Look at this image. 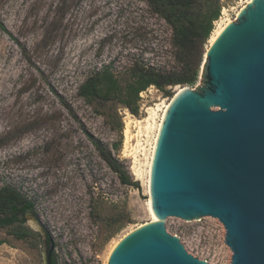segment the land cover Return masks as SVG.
Listing matches in <instances>:
<instances>
[{
	"label": "rangeland",
	"instance_id": "obj_1",
	"mask_svg": "<svg viewBox=\"0 0 264 264\" xmlns=\"http://www.w3.org/2000/svg\"><path fill=\"white\" fill-rule=\"evenodd\" d=\"M246 1L221 0L218 20L236 18ZM0 24V189L15 188L35 209L22 217L30 238L0 229V264H44L39 236L46 234L57 264H107L114 243L150 221L147 162L154 131L142 127L140 134L136 122L171 100L176 87L168 96L153 86L139 93L137 116L116 103L88 104L78 88L106 66L120 79L135 61L176 69L171 30L143 0H0ZM198 85L199 77L184 87ZM94 143L111 151L136 187L119 183ZM117 225L122 229L109 238ZM165 228L193 257L230 264L217 219L168 218Z\"/></svg>",
	"mask_w": 264,
	"mask_h": 264
},
{
	"label": "water",
	"instance_id": "obj_2",
	"mask_svg": "<svg viewBox=\"0 0 264 264\" xmlns=\"http://www.w3.org/2000/svg\"><path fill=\"white\" fill-rule=\"evenodd\" d=\"M200 85L164 114L148 166L155 221L129 231L107 264H206L165 228L210 217L230 264H264V0H251L205 49ZM46 264V263H44Z\"/></svg>",
	"mask_w": 264,
	"mask_h": 264
},
{
	"label": "trees",
	"instance_id": "obj_3",
	"mask_svg": "<svg viewBox=\"0 0 264 264\" xmlns=\"http://www.w3.org/2000/svg\"><path fill=\"white\" fill-rule=\"evenodd\" d=\"M152 12L161 18L171 30V46L175 49L177 68L169 71L157 70L135 61L127 70V79L118 78L110 69L103 67L89 76L78 88V96L88 104L105 106L109 103L122 105L137 116L139 93L155 87L167 96L175 87L192 86L199 77L205 54V46L213 31V23L220 16L221 0H143ZM2 30L3 26L0 24ZM170 87V89H168ZM99 158L117 176L121 185L136 187L123 165L106 146L94 143ZM35 214L34 203L15 188L0 189V229L10 227L9 233L17 239L29 236L22 227L24 214ZM113 224L120 222L115 215ZM123 225H117L109 235L114 237Z\"/></svg>",
	"mask_w": 264,
	"mask_h": 264
},
{
	"label": "bare ground",
	"instance_id": "obj_4",
	"mask_svg": "<svg viewBox=\"0 0 264 264\" xmlns=\"http://www.w3.org/2000/svg\"><path fill=\"white\" fill-rule=\"evenodd\" d=\"M250 1L251 0H247L245 2V5L247 3H249ZM224 12L225 11H223L222 15H224ZM227 21H228V19L227 20H223V18L221 17L219 20H217V21L214 22L215 23V27H214L213 31L211 32V34L209 36V39L207 41L208 42V45H210V44L213 43V41L217 37L218 33L221 31V29L224 27V25L227 23ZM180 88H182V87H176V89H175V95L177 94V92L180 91L179 90ZM171 100H169L168 102H163V103L157 104V105L154 106V108H150L148 110V117L146 119H143L142 121H137L136 122L137 124L141 125V127H139V129L141 130V131H139L140 134L143 133L142 132V127L145 129V131L147 133H149L150 130H153L154 131L153 141H152V144H151V151H150V154L148 156L149 158H148V162H147V189L149 187L148 166H149V163H150V160H151V156H152V153H153V149H154V146H155V142H156V139H157V135H158V132H159V129H160V126H161V123H162L164 114H165V112H166V110H167V108H168L169 103H170ZM158 112H160L159 115H158ZM127 128H128V125H126V127H125V136H126L125 143H128L127 141H128V138H129ZM135 168L133 169L134 175H137L138 171H136ZM148 195H149V192H148ZM147 209H148V212H149V215H150V221H155L156 219H155L153 213L151 212L150 199L147 201ZM125 235H123L122 237H124ZM121 238H119L114 243V245L111 247V249H110V251H109V253L107 255V260H108V257L110 255V253L112 252V250L114 249V247L117 245V243L121 240Z\"/></svg>",
	"mask_w": 264,
	"mask_h": 264
},
{
	"label": "flooded vegetation",
	"instance_id": "obj_5",
	"mask_svg": "<svg viewBox=\"0 0 264 264\" xmlns=\"http://www.w3.org/2000/svg\"><path fill=\"white\" fill-rule=\"evenodd\" d=\"M31 216L33 215L32 213H26L23 215V217L25 216ZM25 223V221L23 222V224ZM33 235V234H32ZM31 234L27 237L24 238H30ZM40 238L42 237V239H40V247L44 250L45 252V263L46 264H57V260H56V255H55V246L53 244L52 238L48 236V234H46V236H39Z\"/></svg>",
	"mask_w": 264,
	"mask_h": 264
}]
</instances>
